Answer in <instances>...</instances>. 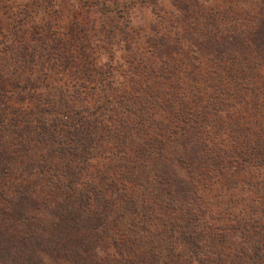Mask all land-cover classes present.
<instances>
[{"label": "trees", "instance_id": "16d2710c", "mask_svg": "<svg viewBox=\"0 0 264 264\" xmlns=\"http://www.w3.org/2000/svg\"><path fill=\"white\" fill-rule=\"evenodd\" d=\"M216 26L212 20L187 24L173 47L150 43L147 51L164 64H140L135 69L144 72L153 86L144 82L132 91L121 90L119 106L103 112L98 125L89 126L96 137L87 139L86 153L75 163L78 168L57 161L65 170L55 181V191L51 189L54 196L37 190L39 184L22 186L14 172L37 170L40 163L51 162L46 155L56 151L51 133L57 129L33 132L29 126L0 124V264H145L143 257L123 251V238L131 235L106 226L105 214L109 206L139 213L132 194L143 188L157 190L156 199L167 196L176 203V222L201 223L220 248L217 256L224 248L236 247L233 256L226 254V263L219 259L216 264H263L264 181H250L257 203L251 200L237 210L231 204L223 212L214 210L203 192L234 187L237 181L225 177L226 163L238 166L235 174L242 170L241 162L264 171V29L253 27L235 36L222 34ZM195 29L206 32L201 33L205 40L190 43L199 54L209 56L208 68L197 66L193 49L184 46L187 34ZM213 42L221 48L215 50ZM183 74L205 90L183 85ZM76 130L81 138L83 130ZM225 138L235 144L230 151ZM98 198H103L104 210L94 207L91 212ZM196 209L199 215L194 214ZM251 229L259 230L263 240L252 245L255 253L245 258V243L234 241Z\"/></svg>", "mask_w": 264, "mask_h": 264}, {"label": "rangeland", "instance_id": "374dc122", "mask_svg": "<svg viewBox=\"0 0 264 264\" xmlns=\"http://www.w3.org/2000/svg\"><path fill=\"white\" fill-rule=\"evenodd\" d=\"M89 1L90 5L83 0H0V124L8 128L29 126L27 129L33 132L57 129L58 132L51 133L56 137V151L46 155L51 162H39L37 170L14 172L22 186L39 184L37 190H48L52 196L56 195L52 192L55 181L65 170L57 161H67L70 167L78 165L75 163L86 153L87 139L96 137L89 126L98 125L103 112L107 114L112 107L119 106L121 90L132 91L135 85L144 82L153 86L144 72L135 69L140 64L153 63V67L164 64V59L147 51L150 43L173 47L177 37L184 36L187 24L204 25L209 20L224 35L238 36L253 31V27L264 29V0ZM192 31L187 34L189 40L184 46L193 49L197 66L208 68L209 56L199 54L190 43V39L205 40L201 33L206 32ZM213 43L215 50L221 48L220 43ZM186 75H180L183 85L205 90L198 77L195 84ZM64 121L65 124H58ZM76 129L83 130L81 138ZM224 143L229 151L235 145L226 138ZM96 162L98 159L90 161ZM241 163L239 174L234 173L238 167L235 163H226L229 171H225V177L237 181L234 187L203 192L214 203V210L223 212L226 204L237 210L251 200L254 205L257 203L258 193L254 187L250 188V181L251 184L264 181V171L256 172L244 167L248 165L246 162ZM154 192L157 190L153 188L133 191L139 212L135 215L123 213L118 207L105 209L106 226L131 235L123 238L121 245L128 256L143 257L145 264L159 258L160 262L154 261L155 264H216L219 259L226 263V254L234 255L236 247L231 245L217 256L220 248L201 223L176 222L175 217L179 216L176 203L167 196L156 199ZM101 199L93 201L91 212L94 207L97 212L104 210ZM196 213L199 215L197 209ZM261 237L259 230L251 229L237 235L234 243H245L246 258L255 253L251 246L262 241ZM199 241L203 245L197 244ZM261 256L264 257V252Z\"/></svg>", "mask_w": 264, "mask_h": 264}]
</instances>
